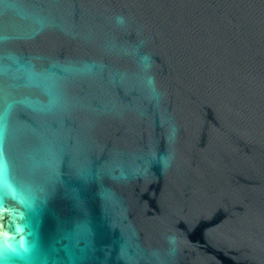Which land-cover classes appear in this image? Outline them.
<instances>
[{"label":"water","instance_id":"1","mask_svg":"<svg viewBox=\"0 0 264 264\" xmlns=\"http://www.w3.org/2000/svg\"><path fill=\"white\" fill-rule=\"evenodd\" d=\"M0 264H264V0H0Z\"/></svg>","mask_w":264,"mask_h":264}]
</instances>
